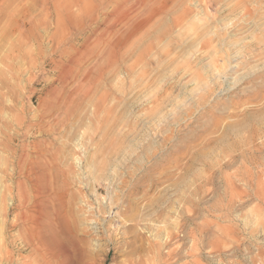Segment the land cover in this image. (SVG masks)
<instances>
[{
    "label": "rangeland",
    "instance_id": "obj_1",
    "mask_svg": "<svg viewBox=\"0 0 264 264\" xmlns=\"http://www.w3.org/2000/svg\"><path fill=\"white\" fill-rule=\"evenodd\" d=\"M0 264H264V0H0Z\"/></svg>",
    "mask_w": 264,
    "mask_h": 264
}]
</instances>
